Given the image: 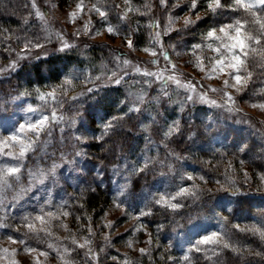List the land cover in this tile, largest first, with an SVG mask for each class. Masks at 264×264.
<instances>
[{
    "label": "rangeland",
    "instance_id": "rangeland-1",
    "mask_svg": "<svg viewBox=\"0 0 264 264\" xmlns=\"http://www.w3.org/2000/svg\"><path fill=\"white\" fill-rule=\"evenodd\" d=\"M167 1L162 6L165 7ZM32 3L36 18L45 33V47L36 48L31 45L16 50L10 60L0 66V72L12 69L10 65L13 63L18 66L24 61L63 49L64 43L86 49L92 43L105 42L109 46L120 48L119 54L114 50L107 56L105 60L108 67L99 71L98 76L104 84H114L105 77H111L112 72L116 71L118 76L123 77L121 84L128 88L130 95L137 98L141 105L158 102L161 109L165 101L175 103L178 111H185L189 107L193 109L198 105L213 108L219 114V122L214 124L219 126L214 125L213 131L205 129L203 141L197 144L217 154L222 176L228 185L232 184L233 188L238 189L246 187L264 191V173L251 169L247 163L251 154L243 142V133L247 130L264 140V107H261L264 105V68L260 67L264 49L257 48L255 55L249 53L246 71L250 75H246L245 71L240 72L246 83L242 87L237 86V90V87L231 86L235 81L228 74L230 69H214V59L219 57L214 48L218 43L207 37L210 30L218 29L234 19H241L239 16L210 25L194 44L185 45L184 42L181 45V37H175V34L177 30L191 26H185L186 18L192 21L194 18L188 15L173 18L171 13L163 14L165 32L173 37L171 46H174L177 63L164 55L166 45L159 28L155 33L156 49L150 46L139 48L134 41L129 48L126 39H133L117 36L115 31L110 34L107 30L109 25L95 20L91 13L93 7L89 4L82 1L69 4L63 0H32ZM259 8L264 9L257 3L253 11L264 17V13L258 14ZM73 12L76 13L75 17L71 15ZM37 13L42 14L43 19ZM246 17L250 18L251 13ZM258 26L257 24V28ZM209 43L213 44V49L207 48ZM196 44H201L202 48L194 49ZM153 51L157 53L156 56H153ZM116 57H120V60L117 61ZM124 61L129 63L125 64ZM172 65H175V69ZM177 80L180 81L179 84L176 83ZM52 91L57 99L53 100L44 94V104L35 105L21 95L0 102V133L4 137L17 130L21 123L35 122L42 114L50 116L52 110L56 111L58 118L63 117V120H51V135L41 137L45 141L44 149L34 154L28 153L21 164L23 174L20 181L13 183L10 178L12 187L0 188V264H83V258L77 259L80 254L86 260L84 264H146L145 261L149 260L153 251L166 255L165 264H191L194 252L213 255L219 249H225L213 244H198L206 235L217 232L218 239L231 245L227 249L242 250L246 245L240 236L252 232L240 231L236 228L237 225L240 229H264V224H259L257 220L253 223L231 222L226 215V210L231 205L227 197L211 209L200 210L184 225L173 239L171 251L167 247L160 251L158 242L153 239L152 230L143 218L156 206L172 209L164 204H157V199L175 196L181 188L195 193L170 200V203L181 204L187 197L198 196L202 190H224L227 185L221 183L217 188H210L208 180L196 174L180 156L161 159L155 166L141 172L138 169L144 168L147 163L142 152L125 154L106 173L94 159L89 146L97 134L94 128L96 123L91 124L74 110L69 113L68 108L62 110L64 105H61L59 98H64L68 91L66 88L62 90L58 87ZM165 92L167 95L163 94ZM226 94L231 95L232 102L227 100ZM188 96L192 99L188 100ZM29 108L35 111L29 112ZM190 109L189 112L193 113ZM222 120H225L224 123ZM230 126L232 129L237 127L239 131L233 133ZM27 135L30 136L31 133ZM77 137L81 139L77 140ZM0 162L15 163L12 158L3 155H0ZM138 172L144 177L150 175V180H145L137 189H133L132 177ZM109 177L112 180V203L95 230L87 225L86 228L90 227V231L83 234L77 229V223L73 226L70 219L74 214V195L86 189H95L98 185L104 186ZM63 212L68 215H62ZM49 213L52 215L49 216ZM40 215L44 216V223L35 219ZM25 217L28 219L25 220ZM29 223L35 226L34 232L29 231ZM36 233H39V238ZM262 242L264 244V240ZM97 243L102 246L98 247ZM25 244L35 251H26ZM80 244L85 247L78 248L77 245ZM49 245L52 247L49 248ZM197 247L199 251H196ZM141 249L145 253H141Z\"/></svg>",
    "mask_w": 264,
    "mask_h": 264
},
{
    "label": "trees",
    "instance_id": "trees-1",
    "mask_svg": "<svg viewBox=\"0 0 264 264\" xmlns=\"http://www.w3.org/2000/svg\"><path fill=\"white\" fill-rule=\"evenodd\" d=\"M63 1L69 4L82 1L107 12V22L96 16L95 12L91 13L95 20L113 27L117 36L132 38L139 48L150 46L156 49L155 33L158 28L161 29L166 45L164 52L166 51L168 56L177 63L175 51L171 46L173 37L165 32L163 14L171 13L173 18L179 15L194 18L191 26L180 29L175 34V37H181L179 39L181 45L184 42L185 45H192L200 40L210 25L219 24L229 17L242 18L248 15V12L243 9L237 10L232 7L212 12L207 7L208 0H197L199 5L195 9L190 8L191 0H168L165 7L159 0ZM224 2L227 4V0ZM176 5L179 6L176 7ZM263 13L264 9L259 8L258 14ZM42 28L40 21L36 18L32 0H0V66L2 67L10 60L13 52L29 46V40L32 41L33 46L37 41L44 44L45 33ZM261 40L264 43V37H261ZM114 50L118 54L121 52L120 48L109 46L105 42H95L86 49L74 46L57 50L24 61L5 72L2 71L3 73L0 72V102L5 99L12 100L21 95L35 105L44 104L46 99L41 100L40 97L53 93L52 90L63 85V88L68 91L64 98H59L62 101L61 105H64L62 110L68 108V113L74 110L73 112L84 116L91 124L96 123L94 128L97 134L89 146L94 159L106 173L125 154L142 152L147 158L148 165L144 171L155 166V163L161 159H175L180 156L196 174L208 180L210 188H213L212 186L217 188L221 183L227 185L224 190H202L196 197H187L175 210L156 206L144 216V222L152 230L153 239L158 242L160 251L166 247L171 251L173 239L184 225H187L200 210L211 209L223 198L228 197L231 201L226 215L234 224L253 223L254 220L264 224V191L246 187L238 189L233 188L232 184L228 185L222 176L221 163L217 154L197 144L203 141L205 129L213 131L215 126H219L214 124L219 114L213 108L198 105L193 109L191 107L193 113H190V107L185 111H178L175 103L165 101L161 109L158 102L141 105L137 98L130 95V91L124 84H104L101 80L95 81V84L99 85L97 91L87 92L93 84L88 83L85 77L94 79L102 68L108 67L105 59ZM76 77L80 79L77 80ZM66 80H71L72 83L66 84ZM73 97L76 99L74 100ZM133 107L138 111L129 112V108ZM198 114L205 116H197ZM113 117H122V119L109 129L107 134H103V126ZM222 121L224 123L225 120ZM230 127L232 129V126ZM232 131L234 133L239 129L233 127ZM243 135L244 145L251 154L247 163L253 171L264 173V140L253 134L251 130H247ZM139 173L132 177L133 189H137L145 180H150V175L147 174L148 176L144 177L142 173ZM111 181L109 177L104 186L98 185L95 189H86L74 195V214L70 219L73 226L77 223V229L83 234L84 232L87 234L91 226L95 230L112 203ZM83 224L85 226H81ZM87 225L90 226L89 229L86 228ZM240 237L246 245L240 253L227 248L219 249L213 255L194 252L191 264H264V255H256L257 252L264 253L262 240L257 235L249 233ZM96 245L102 246L101 243ZM165 256L153 251L145 263L165 264ZM74 257L77 256L74 255ZM81 258L84 264L86 260L80 254L77 259Z\"/></svg>",
    "mask_w": 264,
    "mask_h": 264
},
{
    "label": "snow or ice",
    "instance_id": "snow-or-ice-1",
    "mask_svg": "<svg viewBox=\"0 0 264 264\" xmlns=\"http://www.w3.org/2000/svg\"><path fill=\"white\" fill-rule=\"evenodd\" d=\"M161 4L165 3V0H160ZM259 3L262 7H264V0H228V3L226 4L224 0H208L207 7L212 12H217V10L225 8V7H232L234 9H243L244 11L251 13V17H242L241 19H234L231 23H228L226 25L220 26L218 29H212L207 33V37L211 38L214 43H218V46L214 48V51L219 54L218 58L214 59V69L215 67H219L221 70L224 68H228L231 71H229V76L235 81L232 87L237 86H243L244 83H246V80L244 77L240 75L241 71H245L246 75H250V73H247L246 71V60L249 56V53L251 52L253 55L257 53V48L264 49V43L261 41V37H264V17H261L257 15L253 10L256 7V4ZM81 10H83V4L80 5ZM197 7V0H191L190 8L195 9ZM91 11L98 14V16L101 18V20H104L107 22V12L101 11L100 8L93 6ZM37 15H40L43 19V15L37 13ZM73 17H75L76 13L73 12L71 14ZM199 19V17H197ZM185 26L192 24L193 21L190 18H186ZM257 24L259 25L257 28ZM87 27V26H86ZM108 32L110 34L114 33V28L109 26ZM180 31V30H177ZM126 43L128 44L129 48L133 46V40L126 39ZM28 45H32V41H28ZM36 48H43L45 45L39 43L37 41L34 45ZM71 47V45L64 43L63 49H67ZM174 47V46H173ZM194 49H201V44H196L193 46ZM208 49H213V44L209 43L207 44ZM60 49V50H63ZM153 56H156L157 53L153 51ZM165 56H168V53L164 52ZM117 61L120 60V57L115 58ZM212 59V58H209ZM125 64H128L129 61H124ZM15 63L10 65V67L15 68ZM199 66V64L197 65ZM173 69H175V65H172ZM260 67L264 68V59L260 62ZM139 71V69H137ZM145 75H153L152 73H145ZM109 79L110 83H114L116 85H120L122 83L123 77L118 76L116 71L112 72L111 77H105ZM77 80H79V77H76ZM101 79L100 76L95 77L94 79L92 77H85V80L88 81V83L93 84V87H89L87 89L88 93H93L98 90L99 85L95 84V81H99ZM167 79H172L171 77H167ZM66 84H71V80H66ZM177 84L180 83L179 80L176 81ZM225 84H227V81H225ZM61 89H63V85L60 86ZM194 87V86H193ZM237 90L239 88L237 87ZM212 91H216V89H212ZM164 95H167V93H163ZM48 96H50L53 100H56L57 97L54 95V93H48ZM81 95H84V93H81ZM227 95V100L229 102L233 101V98L230 94ZM41 100H45V96L40 97ZM75 100L76 97H73ZM188 100H191L192 97L188 96ZM62 103V101H60ZM213 103H215L213 101ZM261 107H264L262 105ZM29 112L35 111V109L29 108ZM132 111H138L136 108H129V112ZM83 117L80 118L81 127L84 126L83 124ZM63 120V117H57V113L55 110L51 111V115H41L40 118H38L35 122L28 121L27 123H21L18 126V129L13 131L12 134L4 137L2 133H0V155H3L5 157H10L15 163H4L0 162V188H9L12 187V184L9 183V179H13V183H17L20 181V177L23 174L21 164L25 160L28 153H35L36 151L43 150L45 141L41 139L42 136H50L51 135V120ZM122 119V117H113L110 121H108L103 126V134H107L108 130L113 128L114 125L117 124V122ZM27 133H31L30 136L27 135ZM95 138V137H94ZM81 137H77V140H80ZM147 163H145L144 168L138 169L139 171H144L147 168ZM29 175H32L31 172L28 173ZM191 179V177H189ZM201 179H203L201 177ZM187 195H195L194 192H190L187 188H181L175 196L172 197H160L155 202L157 204H164L165 206L171 207L173 210L179 208L181 205L179 203H170V200H175L176 197H183ZM49 216L52 214L49 213ZM62 215L67 216V212H63ZM25 220L28 218L25 217ZM36 220H39L41 223H44V216L40 215L35 217ZM29 231H35V226L31 223L27 225ZM236 228L240 231H251L253 235H258L260 239L264 240V229L260 227H253L252 229H240L239 225L236 226ZM37 238H39V233H36ZM219 233L213 232L211 235H206L203 237L202 240L198 241V244H213L217 246H221L223 248H230L231 245L227 242H222L220 239H218ZM11 239V237H9ZM74 243V242H73ZM149 243H151V240H149ZM49 248L52 246L49 245ZM78 248H84V244L77 245ZM25 250L26 251H35V249L30 248L27 244H25ZM199 247L196 248V251H199ZM4 251H7L5 249ZM141 253H145L144 249L140 250ZM233 252L240 253L241 250L238 248H232ZM46 254V253H44ZM256 255H264V253L257 252Z\"/></svg>",
    "mask_w": 264,
    "mask_h": 264
}]
</instances>
